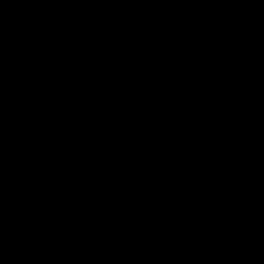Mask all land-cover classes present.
Instances as JSON below:
<instances>
[{
	"label": "water",
	"instance_id": "water-1",
	"mask_svg": "<svg viewBox=\"0 0 264 264\" xmlns=\"http://www.w3.org/2000/svg\"><path fill=\"white\" fill-rule=\"evenodd\" d=\"M0 264H264V0H0Z\"/></svg>",
	"mask_w": 264,
	"mask_h": 264
}]
</instances>
